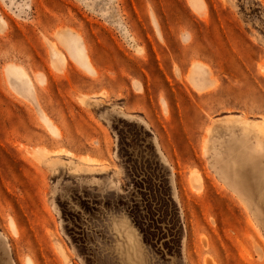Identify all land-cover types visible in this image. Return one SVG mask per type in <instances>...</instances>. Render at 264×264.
<instances>
[{
	"label": "rangeland",
	"instance_id": "obj_1",
	"mask_svg": "<svg viewBox=\"0 0 264 264\" xmlns=\"http://www.w3.org/2000/svg\"><path fill=\"white\" fill-rule=\"evenodd\" d=\"M0 264H264V0H0Z\"/></svg>",
	"mask_w": 264,
	"mask_h": 264
}]
</instances>
